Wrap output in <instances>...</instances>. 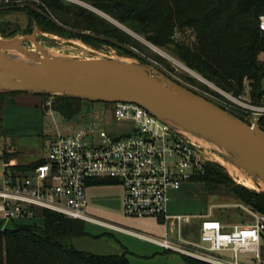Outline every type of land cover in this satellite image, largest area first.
I'll return each instance as SVG.
<instances>
[{
	"label": "rangeland",
	"instance_id": "obj_1",
	"mask_svg": "<svg viewBox=\"0 0 264 264\" xmlns=\"http://www.w3.org/2000/svg\"><path fill=\"white\" fill-rule=\"evenodd\" d=\"M58 1L71 9L91 12L107 21L117 30V33L97 36L89 29L85 17H75L77 14H74V10V12L67 11L64 7L56 12L43 5L44 9H35L36 12L45 20L53 23L55 28L48 30L42 25H36V40L48 55L68 59L108 58L142 64L153 67L164 78L176 82L194 93L202 89L199 79L201 77L180 63L176 56L169 51V47L152 46L142 36H138L84 1ZM35 2L37 5H41L40 2L36 0ZM24 4L20 0H0V38L9 40L31 33L33 22L28 16ZM11 27L15 30L8 37L6 33L11 30ZM173 31L171 40L174 43L188 45L194 42L195 35L191 29L184 28ZM23 48L30 51L35 50L30 41H26ZM6 56L8 58L13 56L15 60L33 63L16 51L7 52ZM7 93L9 92L0 90V95L6 98L0 103V171L3 167H9L16 174L26 175L29 166L45 161L49 153L48 144L58 132L67 135L77 133V131L89 133L104 130L108 137L114 139L124 137L133 131V125L130 122L114 120L110 104L83 100L79 115L72 119H65L52 110L54 98H59L61 95H39L29 92L10 95ZM8 96L10 97L8 98ZM47 101H51L52 114L48 113L49 107L45 105ZM199 146L203 153L211 159L208 164L217 166V169L226 175L234 185L264 195V185L260 181H254L245 171L213 156L212 153H205L206 148L203 144ZM84 194L87 202L86 213L96 222L79 220L85 235L72 240L73 248L76 251L95 256L124 254L130 264H185L182 256L166 252L131 233L161 238L164 232L162 219L127 217L123 210V189L119 184L113 181L102 184L94 182L87 186ZM234 203L243 204L238 202L226 188L207 189L202 182L191 179V181L181 183L175 191L168 192L166 208L170 215H207L212 209L213 216L218 221H226L230 225L241 224V221L247 217L242 209L219 208L220 205ZM14 223L41 225L42 221L35 219L14 221ZM14 223H4L0 214V230L11 229ZM197 223L198 221L195 219L191 224L192 227L183 228L182 237L196 241L198 238ZM103 224L113 225L131 232L110 229ZM260 255H262L261 264H264V233L260 245ZM239 256L241 263L256 264L252 260L254 255L245 253Z\"/></svg>",
	"mask_w": 264,
	"mask_h": 264
},
{
	"label": "built area",
	"instance_id": "obj_2",
	"mask_svg": "<svg viewBox=\"0 0 264 264\" xmlns=\"http://www.w3.org/2000/svg\"><path fill=\"white\" fill-rule=\"evenodd\" d=\"M256 28L263 45L257 59L260 65L258 84L254 85V81L245 77L233 92L199 78L204 89L196 94L252 128L256 122L261 129L259 121L264 118V14L257 17ZM108 104L116 122L126 121L133 125L132 133L114 139L104 130L58 133L48 144L45 161L30 167L26 175L3 167L0 171L2 221L41 219L48 211L70 220L95 223L86 213L84 191L95 181H113L123 189L125 215L137 219L161 218L164 232L161 238H152L113 225L104 226L131 232L166 252L204 264H247L239 260V255L245 253L254 255L252 260L261 264L263 214L244 204L220 205L219 208H238L246 213L241 224L228 225L215 219L212 209L207 215L168 213V192L201 175L211 161L201 146L180 137L136 104ZM45 105L50 110L51 101ZM204 151L211 154L208 149ZM195 219L198 221L197 240L183 238V228L192 227Z\"/></svg>",
	"mask_w": 264,
	"mask_h": 264
},
{
	"label": "trees",
	"instance_id": "obj_3",
	"mask_svg": "<svg viewBox=\"0 0 264 264\" xmlns=\"http://www.w3.org/2000/svg\"><path fill=\"white\" fill-rule=\"evenodd\" d=\"M20 1L25 3L31 21L48 30H54L55 25L36 12L43 10V5L56 12L64 7L67 11L74 10V14H77L75 17H85L89 29L97 36L117 33L107 21L91 12L71 9L58 0H36L41 5H37L35 0ZM81 1L142 36L152 46L169 47L180 63L219 88L236 92L245 77L254 81V85L259 82L260 65L257 59L263 45L256 20L260 14H264V0ZM184 28L193 31L194 42L188 45L174 43L171 40L173 30ZM200 87L204 89L202 84ZM4 99L0 95V103ZM54 99L52 110L56 114L65 119L79 115L83 100L67 96ZM259 125L264 131V118ZM40 163L32 164L29 168ZM194 179L202 182L207 189L226 188L238 202L264 215V195L234 185L217 166L207 164L203 173ZM95 182L102 184L110 181ZM41 221V225L14 223L11 229L0 230V264H130L124 254L95 256L76 251L72 240L85 235L79 221L48 211L42 214ZM183 259L186 264H204L185 257Z\"/></svg>",
	"mask_w": 264,
	"mask_h": 264
},
{
	"label": "water",
	"instance_id": "obj_4",
	"mask_svg": "<svg viewBox=\"0 0 264 264\" xmlns=\"http://www.w3.org/2000/svg\"><path fill=\"white\" fill-rule=\"evenodd\" d=\"M14 28L6 33L9 37ZM30 34L0 38V90L61 95L89 102L132 103L160 119L180 137L203 144L215 157L242 169L264 185V131L164 78L151 66L115 59H68L46 53ZM32 42L34 51L23 44ZM16 51L33 63L9 59ZM198 142V143H197ZM198 145V146H199Z\"/></svg>",
	"mask_w": 264,
	"mask_h": 264
},
{
	"label": "crops",
	"instance_id": "obj_5",
	"mask_svg": "<svg viewBox=\"0 0 264 264\" xmlns=\"http://www.w3.org/2000/svg\"><path fill=\"white\" fill-rule=\"evenodd\" d=\"M81 107H82V106H81ZM51 114H52V112H51ZM58 133H60V132H58ZM58 133H57V134H58ZM245 219H246V218H245ZM245 219H243V220H245ZM243 220H242V221H243ZM242 221H241V222H242ZM222 223H223V224H228V225H230V224L227 223L226 221H225V222L222 221ZM236 225H237V224H236ZM185 264H186V263H185Z\"/></svg>",
	"mask_w": 264,
	"mask_h": 264
},
{
	"label": "bare ground",
	"instance_id": "obj_6",
	"mask_svg": "<svg viewBox=\"0 0 264 264\" xmlns=\"http://www.w3.org/2000/svg\"><path fill=\"white\" fill-rule=\"evenodd\" d=\"M10 58H11V59H14L15 57H13V56H10ZM10 58H9V59H10Z\"/></svg>",
	"mask_w": 264,
	"mask_h": 264
}]
</instances>
